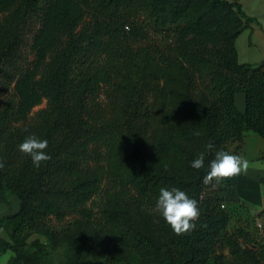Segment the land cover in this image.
I'll use <instances>...</instances> for the list:
<instances>
[{
    "label": "trees",
    "instance_id": "obj_1",
    "mask_svg": "<svg viewBox=\"0 0 264 264\" xmlns=\"http://www.w3.org/2000/svg\"><path fill=\"white\" fill-rule=\"evenodd\" d=\"M33 16L34 61L18 71L21 30ZM141 17L170 43L148 39ZM253 21L236 0H0V79L14 83L0 106V200L5 192L18 200L0 218L9 264L44 260L42 245L26 236L72 232L111 255L156 264H264L263 244L228 230L225 180L204 183L216 151L237 155L247 133L264 138V65L238 63L235 49ZM29 135L48 140L51 159L40 168L17 149ZM209 143L204 166L191 168ZM161 187L198 201L193 230L148 231L132 220L131 211L155 208ZM98 195L96 214L87 204ZM68 217L71 227L50 225Z\"/></svg>",
    "mask_w": 264,
    "mask_h": 264
},
{
    "label": "rangeland",
    "instance_id": "obj_2",
    "mask_svg": "<svg viewBox=\"0 0 264 264\" xmlns=\"http://www.w3.org/2000/svg\"><path fill=\"white\" fill-rule=\"evenodd\" d=\"M142 25L148 31V39L153 43L164 47L170 43V39L167 35L155 32L151 28V24L141 17L140 20ZM144 22V23H143ZM150 24V25H149ZM40 25V17L33 16L27 19L26 25L21 30L22 43L20 45L19 58L16 59V65L18 71H25L32 67V62L34 61V53L32 49L33 36L37 32ZM151 29H150V28ZM13 87L12 83L8 79H0V106L7 102L13 97ZM46 107V101L34 107L29 115V122L35 119L36 113L40 109ZM103 197L102 195L95 196L87 204L88 208L94 213L98 214L102 206ZM18 200L16 197L9 192L3 194L0 200V218L7 217L17 211ZM231 209V222L229 223L228 230L235 231L237 229H242L247 235L246 241L249 245H254L255 242L254 235L256 224L251 216H248L245 211L239 210L237 207L230 206ZM132 220L135 224L141 228H146L148 231H152L157 228L160 224H165L164 219L159 215V213L154 209H149L144 213H138L131 211ZM74 217H68L65 221L58 223L53 219L50 221V225L55 229V231H61L71 227ZM0 236L5 240H9L8 232L0 229ZM27 243H38L42 245L46 256L41 264H156L153 260L148 257L138 258L136 255H128L123 257H117L116 254L111 255L96 248L91 244L90 239L87 235L83 233H71L69 235H61L56 240L48 239L45 236L30 234L25 237ZM257 249L256 246H253ZM14 257L11 251H6L0 254V264H9L10 260ZM207 264H212L210 261Z\"/></svg>",
    "mask_w": 264,
    "mask_h": 264
},
{
    "label": "crops",
    "instance_id": "obj_3",
    "mask_svg": "<svg viewBox=\"0 0 264 264\" xmlns=\"http://www.w3.org/2000/svg\"><path fill=\"white\" fill-rule=\"evenodd\" d=\"M244 13L254 21L235 41L237 61L253 66L264 65V0H236ZM239 112L245 109L242 93L235 95ZM264 138L247 133L237 155L247 160V168L225 180L230 206H235L251 216L255 224H264ZM258 236V230L256 231ZM257 241H260L259 239Z\"/></svg>",
    "mask_w": 264,
    "mask_h": 264
},
{
    "label": "clouds",
    "instance_id": "obj_4",
    "mask_svg": "<svg viewBox=\"0 0 264 264\" xmlns=\"http://www.w3.org/2000/svg\"><path fill=\"white\" fill-rule=\"evenodd\" d=\"M196 134L199 135V133ZM47 147V139L29 135L17 146V149L30 157L33 167L40 168L42 162L51 159L46 151ZM213 147L212 143L207 144L205 152L199 153L190 162L191 168H202L205 162V153ZM247 163V160L240 155L218 150L215 153V158L210 162L204 183L207 184L213 180L220 183L246 169ZM0 167H3L2 163H0ZM155 210L176 235H183L193 230L196 227L194 221L199 216L198 201L177 187H161L159 189Z\"/></svg>",
    "mask_w": 264,
    "mask_h": 264
},
{
    "label": "built area",
    "instance_id": "obj_5",
    "mask_svg": "<svg viewBox=\"0 0 264 264\" xmlns=\"http://www.w3.org/2000/svg\"><path fill=\"white\" fill-rule=\"evenodd\" d=\"M256 228L258 230L257 240L259 239L260 240L259 242L264 245V224L262 226L259 222H257Z\"/></svg>",
    "mask_w": 264,
    "mask_h": 264
}]
</instances>
